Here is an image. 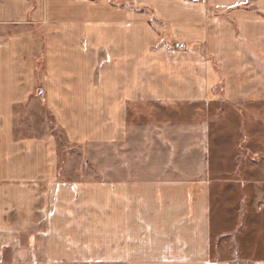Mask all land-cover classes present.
<instances>
[{"label": "crops", "instance_id": "1", "mask_svg": "<svg viewBox=\"0 0 264 264\" xmlns=\"http://www.w3.org/2000/svg\"><path fill=\"white\" fill-rule=\"evenodd\" d=\"M137 1L204 53L147 52L129 4H106L124 12L114 33L93 0H0V264H264L242 221L264 204V163L241 161L257 153L243 110L264 106V0ZM179 101L229 108L225 131L128 112ZM24 106L44 114L20 122ZM46 111L89 145L90 174L60 156Z\"/></svg>", "mask_w": 264, "mask_h": 264}, {"label": "rangeland", "instance_id": "2", "mask_svg": "<svg viewBox=\"0 0 264 264\" xmlns=\"http://www.w3.org/2000/svg\"><path fill=\"white\" fill-rule=\"evenodd\" d=\"M93 2H96L99 4L100 10H102V7L104 6L103 4H105V6L106 4L111 5V6H116V9H118L117 7L122 8L123 6H126L127 4H129L131 8L134 9L132 13L134 12V15H135L134 17L131 18L132 25L130 26V30L138 31V34L145 38L144 40L146 41L147 46H148L146 50L147 52L160 51V50H166V51L171 52L173 50L186 51V50H196L197 49L204 53L205 44L203 42L192 41V40L186 39L185 38L186 31L184 29H182L184 32L182 30H180L179 32L174 31V28L171 26L169 19L165 17L157 16L156 12L147 3H144V2L139 3V1L137 0L136 1L135 0H93ZM239 7H242L244 9H250V5L245 4V3L240 4ZM104 8L107 9V11L110 14L108 17V22L111 24H116L115 26H113V30H112L115 33L117 29L116 27L118 26L117 23H119V21L117 20H121L118 18H122L121 15H123L124 12L122 10L113 12L107 6ZM144 13L150 15L149 17L150 20L149 22H147L149 23V25L147 24V26L141 25L142 22H144L142 20L144 17L143 16ZM213 13L216 15H219L220 17L222 15H226L225 11H218L215 9ZM179 39H183L185 43L183 44V46L180 47V49L179 47L175 49L174 44ZM208 58L213 64L214 69L218 70L219 68H218L217 61L212 59L211 56L210 57L208 56ZM36 70H37L38 75L43 76L42 73H43L44 68H43L42 57L37 58ZM184 72H185V69H184ZM219 87L221 86L218 85V91H216V93L219 92ZM226 109H229V108L221 107L217 105H211V106L210 105L209 106H202V105L197 106L196 104L189 105L185 101H179L178 103H175L174 105L160 104L156 106H152L148 104L138 105V104L132 103V105L128 108V112L130 113L132 120H135L134 123L136 124L137 122H140V123H144L146 121L150 122V120L154 119L155 116H159L161 118L162 117L166 118V117L171 116L172 121L178 122V125L180 126L182 125V127L186 126V124L189 121L199 120V118L203 117V115H207V114L212 115L213 116L212 118H214V120H212V131H213L212 134L216 135L220 131H225L224 130L225 125L228 124L224 120L222 121V119H216V116L218 118L219 114L221 115V114L226 113L225 111ZM231 109L237 112L236 108H231ZM17 112H18L20 122L21 121L26 122V119L28 118L27 116H29L28 115L29 113H34V116H36V118L37 117L40 118L39 113L44 114L42 108L40 107L30 108L27 106L19 107L17 109ZM45 115L48 118V121L45 120V122L47 121V124L49 125L50 131H51L49 132L55 138L60 156H62V158L65 160L69 154H72L73 155L72 157H74V159L72 160L73 163L82 164L84 173L88 172V174H90V172L92 171V169H94V167L92 166V162L88 158V155H89L88 149L90 148L89 145L83 144V145L78 146V145H74L68 142L64 135L63 130H61L58 127V125L55 123L53 114H50L48 111H46ZM243 115L246 117L245 126H247L246 127L247 131H249L248 133L252 135V139H251L252 148L251 149L253 151H257V153H255L256 155L254 156V160L248 156H245V157H242L241 161L264 163V144H263V141H264V106L246 107L243 110ZM42 124L43 123L41 120V126H43ZM19 125H22V123H20ZM245 131L246 130H244V134L246 133ZM105 161L106 160L104 157L103 163H106ZM261 173L262 172H260V174ZM99 175H101L100 171H99ZM249 206H251V209H253L252 212L249 211L253 216L252 218L250 217L245 220H242L243 224L246 225V230H247L246 232L250 233L251 231L247 239L249 242H254V243H259V244L264 243V204L260 202V207H262V209H260V211L258 210L257 212H255V209L257 208L255 203H250ZM257 209H259V207ZM250 213H249V216H250ZM254 232H257V233H254ZM260 253L262 252L260 251Z\"/></svg>", "mask_w": 264, "mask_h": 264}, {"label": "water", "instance_id": "3", "mask_svg": "<svg viewBox=\"0 0 264 264\" xmlns=\"http://www.w3.org/2000/svg\"><path fill=\"white\" fill-rule=\"evenodd\" d=\"M182 45H183V42L180 41V40H178V41L175 42L174 47L175 48H178V47H181ZM38 93L41 95L43 93V89L40 88L39 91H38Z\"/></svg>", "mask_w": 264, "mask_h": 264}]
</instances>
